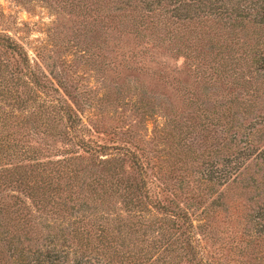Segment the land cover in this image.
Masks as SVG:
<instances>
[{
	"label": "trees",
	"instance_id": "trees-1",
	"mask_svg": "<svg viewBox=\"0 0 264 264\" xmlns=\"http://www.w3.org/2000/svg\"><path fill=\"white\" fill-rule=\"evenodd\" d=\"M53 2L81 16L69 56L88 46L99 63L102 47L104 65L138 54L142 62L146 48H123L131 38L181 58L178 67L135 66L157 83L141 89L137 107L167 156H150L130 127L84 121L85 90L0 32V264H264V0ZM196 125L198 151L185 142ZM197 157L191 183L185 173ZM213 192L231 251L219 260L204 256L188 209L199 206L208 223Z\"/></svg>",
	"mask_w": 264,
	"mask_h": 264
},
{
	"label": "rangeland",
	"instance_id": "rangeland-1",
	"mask_svg": "<svg viewBox=\"0 0 264 264\" xmlns=\"http://www.w3.org/2000/svg\"><path fill=\"white\" fill-rule=\"evenodd\" d=\"M55 4L53 0H30L29 2H25V0H0V32L11 35L22 42L32 57L37 49L42 59L41 66L45 71L49 68L58 71L59 76L62 75L66 80L73 84L75 83V87L78 90H85L79 95L82 101V117L84 121H96L101 127L108 125L106 130L109 132L111 131L110 128L114 125L130 127L131 132L139 138L140 144L146 146V149L149 151L148 154L162 160L167 154L160 147H164L165 149V144L160 146L156 141V131L153 128L152 119L141 117L137 107L138 95L141 89L146 90L150 94L158 86L156 81L152 79L154 77H150V73L146 74V71L143 72L144 68L139 69L135 66L141 64L149 68V66H155L156 63L163 61L168 66L172 67L175 65L178 67L181 66V58L178 56L176 58V55L171 54L173 50L171 48L164 47L163 45L150 48L141 42H134L131 38L126 39L124 42L126 45L123 48L132 50L135 53L141 48H146L148 51L144 54L145 58L142 59V62L139 60L141 54H138L130 58L125 57L124 61L119 60V56H116L115 62L104 65L101 55L105 51L102 47L99 52L96 51L101 60L99 63L93 60L94 55L89 56V49L91 51V48H88V46L86 47L87 51L83 53L75 52L69 56L67 55V52L70 51L68 44L71 42V38H75L78 34L77 28L80 25L77 22L81 21V16L67 14L63 11L57 12L53 8ZM54 7L57 6L55 5ZM86 21L87 18L85 19ZM80 36L83 38V42H80L81 46L89 45L90 34ZM72 47L71 49H75ZM127 54L130 53H124L125 56ZM64 57L66 58L65 61L63 60L65 59ZM68 60L70 61L68 62ZM171 74L174 76L178 75L181 79L185 77V71L175 72L173 70ZM168 78L170 79V77ZM169 83L173 84V82ZM106 89H110L111 99L99 101L97 97ZM116 89L119 90V93H114ZM165 89H167L166 93L178 111L182 115L184 112H187L183 103L173 93L174 90L171 86L166 84ZM158 119L161 120V118ZM192 121H196L195 117L192 118ZM201 132L200 126L196 125L185 136V142L192 149H195L194 151H198L202 147ZM92 133L94 138L102 142L111 141L113 137L112 133L106 135H103L104 132ZM170 150L173 151L172 148ZM200 158H193V161L191 159V163L193 164L189 167L187 173H185V177L191 183H194L195 177L198 176L197 169L194 167L198 166ZM216 193L213 192L209 199L212 200L213 198L216 210H213L211 217L207 218L208 223L199 206L193 205L188 209L191 211L193 225L199 224L194 230L197 232L196 236L200 240V244L207 250H203L204 256L207 258L211 256L213 259L219 260L231 256V251L225 252V245L229 243L228 232H226L228 224L222 221L220 208H224V204L221 203L222 199L217 197ZM203 222H206V224H203ZM222 245L224 247L220 248Z\"/></svg>",
	"mask_w": 264,
	"mask_h": 264
}]
</instances>
